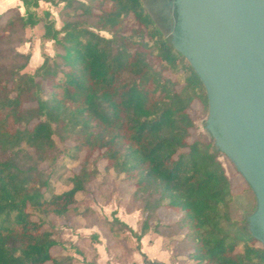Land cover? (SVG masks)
I'll return each mask as SVG.
<instances>
[{
	"label": "trees",
	"instance_id": "obj_1",
	"mask_svg": "<svg viewBox=\"0 0 264 264\" xmlns=\"http://www.w3.org/2000/svg\"><path fill=\"white\" fill-rule=\"evenodd\" d=\"M20 2L23 13L18 7L0 13V264L74 262L53 255L61 245L46 219L96 216L90 206L81 210L76 195L86 193L99 164L121 176L142 218L139 233L115 214L106 219L115 248L128 243L129 233L136 245L128 254L137 252L143 264H163L141 253V238L181 234L192 264H264V246L249 230L255 208L241 222L229 214L236 193L251 189L216 147L205 121L206 134L190 140L193 105L208 112L205 89L141 1ZM40 2L63 4L60 28L48 11L38 12ZM34 28L54 54L44 55L30 73L24 71L30 55L16 47ZM58 145L83 156L71 187L56 194L41 166L56 163ZM160 209L179 218L161 225Z\"/></svg>",
	"mask_w": 264,
	"mask_h": 264
},
{
	"label": "water",
	"instance_id": "obj_2",
	"mask_svg": "<svg viewBox=\"0 0 264 264\" xmlns=\"http://www.w3.org/2000/svg\"><path fill=\"white\" fill-rule=\"evenodd\" d=\"M172 44L208 99L205 128L255 198L249 230L264 246V0H176Z\"/></svg>",
	"mask_w": 264,
	"mask_h": 264
},
{
	"label": "rangeland",
	"instance_id": "obj_3",
	"mask_svg": "<svg viewBox=\"0 0 264 264\" xmlns=\"http://www.w3.org/2000/svg\"><path fill=\"white\" fill-rule=\"evenodd\" d=\"M54 1L56 2L57 0ZM55 2H40L38 12L48 11L51 19L54 21L55 27L60 28L62 25L61 11L63 10V4ZM16 6H19V2L16 0H13L9 4H3L0 7V13L10 8H15ZM19 9L23 13V8L19 6ZM42 32L40 28L27 30L25 33L27 42L16 47L18 52L30 55V60L24 70L25 72H33L42 63L44 55L53 56L54 54L52 43H46L40 40ZM101 35L108 37L106 33H101ZM193 108L197 110V113L194 116L195 129L191 132L190 140L197 139L206 134V128L204 129L203 122H206L207 115H202L198 112L197 103L193 105ZM58 146L61 153L56 163L53 166H41V169L50 176L52 191L56 194L62 193L71 187L69 179L72 173L78 169V163L83 156L80 154L75 157L73 152L67 148H63L61 145ZM219 160L223 164L226 173L232 175L233 171L226 159L221 156ZM97 167L98 175L86 188V193L76 195L79 200L83 199L81 210L84 206H90L93 213H96V216L94 214H86L82 218H79L70 214L66 220L47 218L46 221L51 225L54 236L61 245L53 248L52 253L60 261H63L66 257H70L69 255H74V259L76 260L75 264H85L86 261L95 262L97 259L98 256L93 252L95 251L93 246H96V251L102 257L100 260L102 264H115V260L119 264H143L142 258L138 255L134 256V259L131 256L130 259V254L126 252L129 245L132 248L136 245L134 238L127 233L126 237H130L128 243H124L121 247L115 248L111 244L112 241L105 224L106 219L110 220L113 214L125 217L126 212L128 214L129 210L133 211V209L137 208L136 202H133L131 198L130 188L122 182L121 176H117L111 170H105L102 164H99ZM240 188L241 186L238 189ZM255 206V198L252 191H244L241 193L239 190L229 204L230 217L237 222H241L244 217L252 213ZM134 212L139 213L138 211H133L132 213ZM158 218L161 225L168 226L174 224L179 218V215L165 209H160ZM141 221L142 218L139 213L129 223L131 227H135L137 233L140 232ZM94 234H97V240L91 238V235ZM151 236L152 239L149 246L152 247L153 240L157 235L151 233ZM160 238L163 239V246L160 247V251L157 252L155 250L156 247H152L151 251L150 249H145V253L148 256L153 251L159 253V256H161L164 251L167 264H192L186 259L189 251L185 245L181 244L183 238L181 234ZM110 246L114 247L113 251L111 250L114 253L113 259L102 252V248L104 247L106 252L109 253L108 249ZM76 251H79L80 254ZM125 257H129V262L126 261Z\"/></svg>",
	"mask_w": 264,
	"mask_h": 264
},
{
	"label": "flooded vegetation",
	"instance_id": "obj_4",
	"mask_svg": "<svg viewBox=\"0 0 264 264\" xmlns=\"http://www.w3.org/2000/svg\"><path fill=\"white\" fill-rule=\"evenodd\" d=\"M154 25L171 41L179 35L176 0H140ZM165 32V33H164Z\"/></svg>",
	"mask_w": 264,
	"mask_h": 264
},
{
	"label": "crops",
	"instance_id": "obj_5",
	"mask_svg": "<svg viewBox=\"0 0 264 264\" xmlns=\"http://www.w3.org/2000/svg\"><path fill=\"white\" fill-rule=\"evenodd\" d=\"M16 1L19 2V6L22 7L20 0H16ZM11 2H13V0H0V7L3 6V4H9ZM19 6H16V7L19 8ZM138 214L139 213H136V212H134V213H128L127 214V212H126L125 217H120V216H118L116 214H115V216L117 217V219L119 221H121L122 223L126 224L132 231L136 232L135 227L134 228L131 227V225L129 223H130V221H132L133 219H135L138 216ZM151 239H152V236H151V233H149V234L144 235L141 238V241H140V246H141V250L140 251L146 257L148 255L145 253V251H146L145 249H147V250L150 249V251H151L152 247H156L155 250L157 252H159L160 251V247L163 246V241H162L163 239L160 238L159 236H156L155 239L153 240L152 247L149 246L150 245V242H151ZM129 246H131V245H129ZM119 247H121V246H119ZM93 249L95 250V251H93V252H95V255L98 256L97 259L95 260V264H102V262L100 261L102 257L100 256V253H98V251H96L97 250L96 249V246H93ZM102 252L104 254L108 255L109 258L113 259L114 253H107L104 247L102 248ZM111 255H113V256H111ZM137 255L141 258V256L137 252L130 253V259H131V256L134 259L135 258L134 256H137ZM69 256L75 258L74 255H69ZM165 258H166V255H165L164 251H163V253H162L161 256H159V253H155L154 251L153 252H150V256H148V259L151 260V261H153V262L167 264ZM126 261L129 262V257L126 258ZM75 262H76V260L74 259V262L72 264H75ZM115 264H119L117 262V260H115Z\"/></svg>",
	"mask_w": 264,
	"mask_h": 264
}]
</instances>
